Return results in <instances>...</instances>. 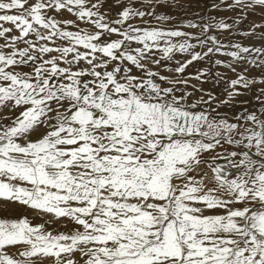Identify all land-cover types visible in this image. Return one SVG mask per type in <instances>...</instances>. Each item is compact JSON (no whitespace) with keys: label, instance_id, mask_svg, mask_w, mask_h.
<instances>
[{"label":"snow or ice","instance_id":"6c2138e0","mask_svg":"<svg viewBox=\"0 0 264 264\" xmlns=\"http://www.w3.org/2000/svg\"><path fill=\"white\" fill-rule=\"evenodd\" d=\"M0 264H264V0H0Z\"/></svg>","mask_w":264,"mask_h":264},{"label":"rangeland","instance_id":"374dc122","mask_svg":"<svg viewBox=\"0 0 264 264\" xmlns=\"http://www.w3.org/2000/svg\"><path fill=\"white\" fill-rule=\"evenodd\" d=\"M222 15H229V14L228 13H223ZM188 71L191 72L192 71V68H189ZM208 86L209 85H205V87H208Z\"/></svg>","mask_w":264,"mask_h":264},{"label":"bare ground","instance_id":"6f19581e","mask_svg":"<svg viewBox=\"0 0 264 264\" xmlns=\"http://www.w3.org/2000/svg\"><path fill=\"white\" fill-rule=\"evenodd\" d=\"M205 2H207V0H205ZM217 15H221L220 13H218Z\"/></svg>","mask_w":264,"mask_h":264}]
</instances>
